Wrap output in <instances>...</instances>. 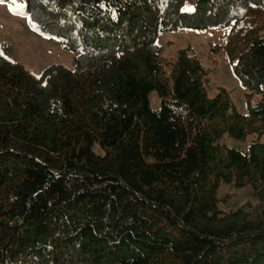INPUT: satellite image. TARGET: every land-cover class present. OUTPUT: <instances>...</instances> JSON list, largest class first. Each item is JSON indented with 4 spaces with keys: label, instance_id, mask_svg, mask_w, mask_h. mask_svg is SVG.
Here are the masks:
<instances>
[{
    "label": "trees",
    "instance_id": "1",
    "mask_svg": "<svg viewBox=\"0 0 264 264\" xmlns=\"http://www.w3.org/2000/svg\"><path fill=\"white\" fill-rule=\"evenodd\" d=\"M21 2L72 61L0 55V264H264V0ZM211 29L246 113L189 46L162 62L159 34ZM228 184L260 210L220 209Z\"/></svg>",
    "mask_w": 264,
    "mask_h": 264
},
{
    "label": "rangeland",
    "instance_id": "2",
    "mask_svg": "<svg viewBox=\"0 0 264 264\" xmlns=\"http://www.w3.org/2000/svg\"><path fill=\"white\" fill-rule=\"evenodd\" d=\"M21 0H0V53L6 60L20 64L32 76H38L47 66L59 64L71 66L72 53L61 49L54 40L39 34L34 24L23 13ZM224 30L211 29L203 31L179 30L158 35L156 42L162 48V62L165 67L174 61L179 49L189 46L207 71L206 91L209 96L217 93L219 88L228 91L236 110L247 112L245 90L236 78L225 56L219 49L210 52L211 45L221 44ZM259 95L251 98L252 103ZM150 106L157 108L159 100L155 92L149 94ZM253 137L245 141L225 140L226 144L245 150ZM264 141V138L261 139ZM251 187L234 188L232 184L221 185L218 191L219 207L223 211L244 207L252 214L257 213L261 205L251 196Z\"/></svg>",
    "mask_w": 264,
    "mask_h": 264
},
{
    "label": "snow or ice",
    "instance_id": "3",
    "mask_svg": "<svg viewBox=\"0 0 264 264\" xmlns=\"http://www.w3.org/2000/svg\"><path fill=\"white\" fill-rule=\"evenodd\" d=\"M13 3H15V0H13ZM17 7L18 8H20V7H23L22 5H17ZM182 10H188V11H190V10H192V9H189V8H185V9H182ZM0 55H3L2 53H0Z\"/></svg>",
    "mask_w": 264,
    "mask_h": 264
}]
</instances>
